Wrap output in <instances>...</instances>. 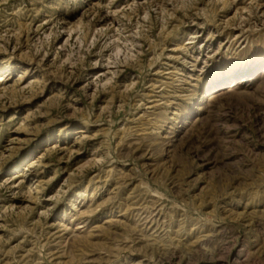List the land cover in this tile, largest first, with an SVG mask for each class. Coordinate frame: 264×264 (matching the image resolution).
Wrapping results in <instances>:
<instances>
[{"label": "rangeland", "instance_id": "rangeland-1", "mask_svg": "<svg viewBox=\"0 0 264 264\" xmlns=\"http://www.w3.org/2000/svg\"><path fill=\"white\" fill-rule=\"evenodd\" d=\"M0 264H264V0H0Z\"/></svg>", "mask_w": 264, "mask_h": 264}]
</instances>
